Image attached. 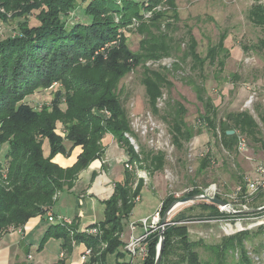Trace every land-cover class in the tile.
<instances>
[{
	"label": "trees",
	"instance_id": "obj_1",
	"mask_svg": "<svg viewBox=\"0 0 264 264\" xmlns=\"http://www.w3.org/2000/svg\"><path fill=\"white\" fill-rule=\"evenodd\" d=\"M84 1H89L84 12L90 21L68 26L65 18L77 6V0H0L1 6L13 11L14 16L28 17L34 13L39 22L30 25V20L25 18L16 35L0 39V143L9 146L7 167L3 168L0 162V239L4 233L24 226L33 217L41 215L47 221L46 214L55 203V195L73 188L79 173L104 155L103 139L107 133L125 147L130 163L144 162L152 171L164 168L163 152L146 150L143 146H139L138 152L126 135L134 137L135 132L120 84L137 68L143 69L141 82L151 113L168 125L172 142L178 149L183 150L197 131L202 132V128L187 122L188 108L184 99L169 97L164 107H159V99L165 90L170 92L174 87L170 78L172 71L167 66L155 68L148 63L169 57L181 48L170 35L173 24L168 22L162 28L165 13L155 12L150 23H142L141 29L146 36L138 51H132L122 42L118 47L100 53L89 64L79 62L80 57L91 59L93 52L110 41L119 27H126L133 19H143L141 11L144 9L152 10L164 2L176 8L175 0H121L120 4L117 0ZM171 18L178 19L177 10ZM248 18L264 30V3L261 0H254ZM0 20L6 21V15L1 11ZM189 33L190 41L182 58L191 59L193 71L202 74L206 64L223 71L230 57L227 32L219 35L204 56L198 51L195 36L191 31ZM243 47L246 51L250 48L264 51V38L250 48ZM179 68L176 63L174 70ZM54 83H59L60 87L50 105L35 108L24 102L25 97L37 88H49ZM192 83L205 109L200 113L201 126L206 125L224 148L236 150L242 134L260 142L264 148L259 137V123L250 112L232 111L218 119L217 108L206 95L204 84ZM59 123L64 126V134L57 131ZM231 130L235 132L229 134ZM45 140L49 144L47 154L43 148ZM77 146L82 147V152L71 167H62L54 161L56 155H69ZM204 160V165H209L210 154ZM143 186L144 179L139 177L137 169L125 167L124 179L115 184L114 193L104 201L105 220L87 227H100L99 234L91 235L86 229L79 230L70 225L77 231L71 235L65 224H50L39 250L50 238H56L63 241V249L70 253L73 241L91 247L94 255L87 264H103L109 253L124 258L119 235L129 224L136 206L134 199L142 193ZM242 186L245 192V184ZM199 194H202L200 189L189 193L190 196ZM176 200L168 195L162 201V216ZM192 204L204 210L211 209L213 215L223 216L214 202L199 199ZM178 215L167 220L161 264H254L247 247L252 240L249 230L225 235L219 243L209 244L203 238L191 239L189 226L185 223L187 216L182 211ZM258 231L264 233V224ZM158 242V234L148 238V256L142 264H155ZM104 245L107 247L102 251ZM231 253H238V258L232 262L229 261ZM53 264L66 262L58 260ZM117 264L133 263L124 259Z\"/></svg>",
	"mask_w": 264,
	"mask_h": 264
},
{
	"label": "rangeland",
	"instance_id": "obj_2",
	"mask_svg": "<svg viewBox=\"0 0 264 264\" xmlns=\"http://www.w3.org/2000/svg\"><path fill=\"white\" fill-rule=\"evenodd\" d=\"M121 3V0H117ZM142 1V0H138ZM176 8L167 2L161 3L152 10H143V19H133L132 23L126 27H119L110 41L100 48H97L91 59L79 58L82 64H89L100 53H106L111 47H118L124 42L132 51H138L141 40L146 36L142 32L143 22L150 23L154 18L155 12L165 13L162 28L168 22L173 25L170 35L176 44L180 43L181 48L173 52L169 57H165L153 64V67L167 66L172 73L170 78L174 82V87L170 92L165 90L164 96L159 101V107L163 108L169 97L184 99L188 108L186 115L187 122L202 128L201 133L195 134L192 141L185 145L183 150L178 149L172 142L168 125L158 116L151 113L145 87L141 82V67L129 73L121 82L123 102L129 112L135 140V148L145 147L146 150L163 152L165 154V165L160 171H152L146 163H138V175L144 179L142 193L138 195L134 202L136 206L133 210L135 222L142 218L154 214L162 206V201L171 195L177 201L190 196L189 193L194 189H200L202 193L221 198L231 204L228 210L222 209L223 216H216L211 213V209H202L197 204L191 205L182 203L178 205L166 217V221L178 213L187 216L185 222L189 226L190 237L193 240L203 238L207 243H219L223 236L229 235L225 229L230 230L228 224H232L233 231L246 229L251 233L252 240L247 244L250 255L258 254L261 257L259 264H264V233L258 230L264 222V211L256 212V208L264 204V193L257 195L254 200L244 202L238 188L243 184L247 186V181L256 173L257 166L264 163V148L260 142L253 140L246 135L244 137L246 146L240 149L238 142L237 149L229 151L223 147L220 139L209 131L206 125L201 126L200 113H204L202 103L197 98L193 81L203 83L206 88V95L209 96L217 108L218 119L225 118L228 112L248 111L259 123V137L264 142V51L250 48L259 39L264 38V30L254 25L248 18V11L253 5L254 0H175ZM264 3V0H261ZM89 1L77 0V6L73 8L66 21L68 26L78 22H88L90 17L84 12ZM174 10L178 11V19L174 20ZM0 11L6 15V21L0 20V39L9 35H16L19 24L27 18L30 25L39 23L34 13L28 17L14 16L13 11H7L1 6ZM119 21V18H116ZM168 26V25H167ZM198 41V51L204 56L208 47L215 43L222 32H227L226 45L230 49V57L227 60L223 71H219L217 66L206 64L202 74L195 72L191 68V59L182 58L183 51L187 47L190 33ZM244 45L250 49L244 50ZM150 62V61H149ZM180 68L174 70L175 64ZM60 87L59 83H54L49 88H37L32 94L25 97L24 102L35 107L41 108L52 103L55 91ZM183 97V98H182ZM62 107H65L63 105ZM147 128V130H146ZM57 131L64 134V126L58 124ZM69 146V144H68ZM43 148L47 154L49 151L48 141L45 140ZM8 143H0V162L3 168L7 167ZM210 154L211 162L204 165V158ZM204 165V167H203ZM243 187V186H242ZM247 188V187H246ZM140 199V200H139ZM189 206H195L189 209ZM233 210H236L235 212ZM153 230L150 236L158 234L160 229ZM264 224V223H263ZM100 227L98 228L99 231ZM71 235L77 233L72 227H67ZM124 236L120 233L123 245L120 250L124 253V258H117L115 254L109 253L103 264H117L118 261L127 260L133 264H142L144 260L136 258L131 260V256L126 252L125 242L129 240L131 228H125ZM140 234L143 228L138 226L135 230ZM99 234V232L97 233ZM257 234V235H256ZM149 236V237H150ZM40 240L38 241V245ZM107 246L104 245L102 251ZM78 260L81 252L86 250L83 243L78 246ZM60 247L56 240L51 241L44 251L32 250L33 259L31 262H38L44 256L49 255L50 259L58 255ZM203 251V250H202ZM205 252L203 251L202 254ZM27 252L24 254L22 263H26ZM238 258V253H231L229 261ZM254 264H258L254 260Z\"/></svg>",
	"mask_w": 264,
	"mask_h": 264
},
{
	"label": "crops",
	"instance_id": "obj_3",
	"mask_svg": "<svg viewBox=\"0 0 264 264\" xmlns=\"http://www.w3.org/2000/svg\"><path fill=\"white\" fill-rule=\"evenodd\" d=\"M103 144L104 155L79 173L74 187L64 189L55 195V203L46 214L47 221L41 215L33 217L24 226L10 229L3 234L0 239V264H53L58 260H65L66 264H84L81 259L78 260L79 243L74 244L75 241L72 243L73 251L70 253L63 249L61 239L50 238L41 250L44 251L51 241L56 240L60 247L58 255L51 259L49 255L41 257L42 259L36 263L30 261L33 259L31 252L34 247L39 250L49 225L58 224L59 219H63L68 225L76 226L79 230L86 229L92 224H100L105 220L104 201L114 193L115 184L124 179L123 161L127 153L125 147L119 144L110 133L104 136ZM81 152L82 147L77 146L69 155H56L54 161L62 167H71ZM50 213L53 214V221L49 220ZM133 218L132 211L129 224L135 222ZM26 252L28 261L22 263L21 260Z\"/></svg>",
	"mask_w": 264,
	"mask_h": 264
},
{
	"label": "built area",
	"instance_id": "obj_4",
	"mask_svg": "<svg viewBox=\"0 0 264 264\" xmlns=\"http://www.w3.org/2000/svg\"><path fill=\"white\" fill-rule=\"evenodd\" d=\"M148 64L150 65V64H152V62H149ZM159 101H160V99H159ZM146 130H147V128H146ZM126 135H127V137H129L131 143L135 146L136 144H135V140L133 139L134 137L131 136L130 134H126ZM239 144H240L239 145L240 149H244V147L246 146L244 137L240 138ZM123 162H124L125 167L129 168L130 170H133L135 168L138 171L139 164L138 163H134V164L130 163L128 156L124 157ZM246 187L247 188H246L245 192H243L242 187H239L237 190L238 193L241 192L242 196L245 198L244 202H246V203L250 202L251 200H254V198L257 195L264 193V163L263 162L257 166L256 173L254 174V176H252L250 179H248ZM205 194L206 193H202L199 195H205ZM209 196H211V195H209ZM211 197H215V196L213 195ZM227 206H231V204L228 203V205L220 206V208L228 210ZM233 211L235 212L236 210H233ZM254 211H256V212L264 211V204L259 206L258 208H256ZM221 212L223 213V211H221ZM170 213L171 212H169V213L165 212L162 220H165L166 217ZM223 214H225V213H223ZM161 216L162 215H161V208H160L154 214L142 218L139 222H131L129 224V226L131 228V234H130L129 240H127L125 242V249H126V252L131 256L132 261L135 260L136 258L137 259L140 258V259L144 260L148 256V243H147L148 238H149L150 234L153 232V230H155L157 228L156 226L160 222ZM49 220L50 221L54 220L53 214H51V213L49 214ZM58 222L60 224H62V223L65 224L67 227L70 226V225L66 224V222L63 221V219H59ZM166 225H167V221L165 223H164V221H162L161 225L158 228L161 231V229H163V228L165 229ZM228 225L230 227V230L225 229V231L229 235L241 231V229L233 231L232 230L233 225L232 224H228ZM138 226H141L143 228V232L140 234L135 232V230ZM98 228L99 227L97 226V227L86 228V230L88 231L89 234L96 235L98 233ZM242 230H246V229H242ZM159 235L160 236H159V242L157 245V251H158L159 245L163 239L161 234H159ZM123 236H124V232H123ZM74 244H76V242ZM93 255H94L93 249L91 247L87 246L86 250L81 254V257H80L81 262H83L84 264L90 262V259L93 257ZM252 257L255 261H257L258 264L260 263L261 258H263L258 254H254Z\"/></svg>",
	"mask_w": 264,
	"mask_h": 264
},
{
	"label": "water",
	"instance_id": "obj_5",
	"mask_svg": "<svg viewBox=\"0 0 264 264\" xmlns=\"http://www.w3.org/2000/svg\"><path fill=\"white\" fill-rule=\"evenodd\" d=\"M235 131L231 130V131H228L229 134H233ZM201 196L203 195H192V196H187V197H184L182 200H179L177 202H174L173 204H171V206L167 209L166 213H169V212H172L173 209H175L178 205L182 204V203H188V202H194V201H197V199H199ZM204 200L206 201H211V202H214L216 203L218 206H225V205H228V202L221 199V198H218V197H210V196H205ZM164 223L166 222V219L163 220ZM164 228L161 229L160 231V234L162 237H164ZM163 248H164V241L162 239L160 245H159V248H158V253H157V257H156V261H155V264H161V261H162V254H163Z\"/></svg>",
	"mask_w": 264,
	"mask_h": 264
},
{
	"label": "bare ground",
	"instance_id": "obj_6",
	"mask_svg": "<svg viewBox=\"0 0 264 264\" xmlns=\"http://www.w3.org/2000/svg\"><path fill=\"white\" fill-rule=\"evenodd\" d=\"M205 196H209L208 194H205V195H203V196H201L199 199H204L205 198ZM211 197V196H210ZM199 199H197V200H199ZM231 208V206H227V208Z\"/></svg>",
	"mask_w": 264,
	"mask_h": 264
}]
</instances>
